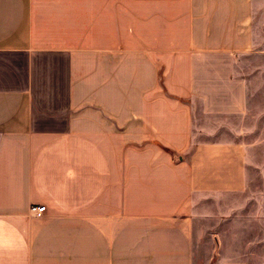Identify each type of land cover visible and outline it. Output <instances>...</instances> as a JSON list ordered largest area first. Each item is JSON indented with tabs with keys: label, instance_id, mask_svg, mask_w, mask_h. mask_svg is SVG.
<instances>
[{
	"label": "crops",
	"instance_id": "0c3cea01",
	"mask_svg": "<svg viewBox=\"0 0 264 264\" xmlns=\"http://www.w3.org/2000/svg\"><path fill=\"white\" fill-rule=\"evenodd\" d=\"M259 16L0 0V264H264Z\"/></svg>",
	"mask_w": 264,
	"mask_h": 264
},
{
	"label": "rangeland",
	"instance_id": "374dc122",
	"mask_svg": "<svg viewBox=\"0 0 264 264\" xmlns=\"http://www.w3.org/2000/svg\"><path fill=\"white\" fill-rule=\"evenodd\" d=\"M255 22H261L263 27H264V16L263 17H261V16L256 17L255 18ZM258 94H259L258 97H257L258 101H256L253 104V106H252L253 110L248 115L252 119L249 118V120H246V123L250 124L249 126H252V127H253V125L256 126V127H257V125L259 126V128L257 127L258 130L253 132V134L249 136L252 139H255L257 135H259L260 137L264 136V129H263V133H260L262 125H263V128H264V88H261L259 90ZM252 246L255 247V242L253 243ZM252 257L255 258L256 256L255 257L252 256Z\"/></svg>",
	"mask_w": 264,
	"mask_h": 264
},
{
	"label": "built area",
	"instance_id": "2783aa9c",
	"mask_svg": "<svg viewBox=\"0 0 264 264\" xmlns=\"http://www.w3.org/2000/svg\"><path fill=\"white\" fill-rule=\"evenodd\" d=\"M28 210L33 217H41L45 211V206L42 204H33L29 206Z\"/></svg>",
	"mask_w": 264,
	"mask_h": 264
}]
</instances>
